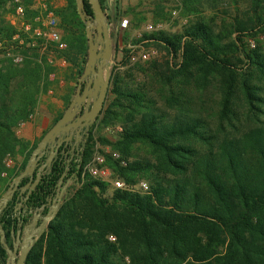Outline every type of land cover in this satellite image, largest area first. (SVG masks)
<instances>
[{
    "label": "trees",
    "instance_id": "trees-1",
    "mask_svg": "<svg viewBox=\"0 0 264 264\" xmlns=\"http://www.w3.org/2000/svg\"><path fill=\"white\" fill-rule=\"evenodd\" d=\"M83 1L92 19V6ZM203 1L200 6L231 10L228 35L196 19L179 34L143 37L171 60L148 83H136L115 66L110 69L103 108L76 146L71 150V143H63L38 184L23 190L46 164L52 145L47 146L33 179L23 178L1 211L0 264L7 263L4 244L12 250L16 233L34 215L40 225L48 214L51 219L35 237L24 264H264V0ZM97 2L105 13L107 1ZM65 3L54 11L67 44L58 51L33 34V25L29 32L13 25L8 18L13 0H0V183L8 171L6 157L27 149L16 128L29 120L38 97L48 90L52 59L69 63L78 79L84 72L85 25L75 0ZM36 16L27 3L24 21ZM108 35L112 39L111 31ZM211 86L218 91L214 116L211 110H191L187 89L204 92ZM98 121L119 126L111 148L126 161L134 148L148 150L150 159L127 161L125 167L106 158L119 179L145 181L147 191L108 194V185L85 171ZM39 141L9 173L10 181L23 172Z\"/></svg>",
    "mask_w": 264,
    "mask_h": 264
},
{
    "label": "rangeland",
    "instance_id": "rangeland-1",
    "mask_svg": "<svg viewBox=\"0 0 264 264\" xmlns=\"http://www.w3.org/2000/svg\"><path fill=\"white\" fill-rule=\"evenodd\" d=\"M23 0V5L26 9L28 3V9L34 10L37 16L45 18L47 13H51L58 22V30L64 40L65 33L60 27L59 19L55 15V10L60 9L66 5L65 0H36L33 2ZM106 24L108 33H113L111 40L112 55L107 63V68L110 73V69L115 66L117 71L120 73L129 74L132 76V80L135 79L136 83L143 81L148 83L150 76L154 77L155 73L166 71L167 63H171L170 58L166 55V52L159 46L152 44L151 42L143 39L144 36L155 34L158 32L166 34H179L182 30L196 19H204L209 25L213 27L216 32H220L224 35H228L229 20L227 16L231 13L228 8L222 9L219 5L217 8H211L208 4L200 6L199 2L202 0H179V12L176 16H172L171 9L174 5L169 0H106ZM204 0L203 2H206ZM219 2H225L228 0H217ZM206 3H210L208 0ZM44 5V8L42 7ZM224 5V3H223ZM195 8L196 11L192 12L187 9ZM14 14V13H13ZM12 14V15H13ZM12 15L8 16L11 20ZM15 26L20 28V23L23 19L14 16ZM122 21H127V27L122 28ZM35 28H41V24L37 21L32 20L29 22ZM148 25H152L157 29L156 32H148L146 30ZM86 33V29H85ZM45 42L50 43L53 50L56 47L53 43L42 37ZM65 41V40H64ZM249 43V41H247ZM66 43V42H65ZM116 45V47H115ZM67 49V48H66ZM142 54L147 55V59H142ZM52 65L54 66L53 76H51V83L47 91L40 94L37 99L35 110L29 117V120L21 123L16 128V134L21 130L20 128L25 124H31L34 127V131H38V136L35 139H41L63 116L70 103L75 99V88L79 79L76 76L75 69H72L69 63H62L61 60L52 59ZM15 61H20L17 58ZM176 62V61H175ZM173 61V64L175 63ZM139 66L141 69L138 70L135 67ZM85 81V80H84ZM155 88V89H154ZM154 92L159 89L157 81L153 84ZM186 96L190 101V108L193 111L200 110H211V115L214 116L217 111L218 104V91L215 86L208 87L204 92H196L192 89H187ZM106 99V98H105ZM70 100V103L68 104ZM213 119V118H212ZM57 120V121H56ZM56 121V122H55ZM216 121V119H214ZM94 122V121H93ZM92 122V123H93ZM92 123L90 125H92ZM120 131L118 125L115 126H103L99 121L96 122L93 129V139L96 143L93 149V155L99 154L105 157V163L103 165H93L96 168L95 174L90 176L102 183L108 185L107 193L110 194L113 190V182L119 180V178L110 170L106 164V158L109 156L111 151V144L116 141L117 134ZM99 139H104L106 142L102 143ZM37 142V141H36ZM34 142V143H36ZM78 140L71 139V150L76 146ZM27 150V149H26ZM16 153L14 156H7L11 159L12 163L9 167H6L8 171L1 174L4 180L0 183V200L9 190L12 182L15 178H11L19 162L24 161L31 148L28 151ZM33 152V151H32ZM31 155V154H30ZM92 155V157H93ZM6 157V158H7ZM30 157V156H29ZM149 152L144 147H136L133 149L132 157L127 161L135 159H150ZM28 164V162H27ZM94 168V169H95ZM121 180V179H120ZM123 181V180H122ZM10 182V183H9ZM128 184L137 188L138 183ZM145 182V181H144ZM70 181L63 188H67ZM127 184V183H126ZM8 185V187H6ZM75 185L70 186V191ZM66 194V193H65ZM33 231L38 230L36 224L32 225ZM45 228V227H44ZM44 228L40 230L43 231Z\"/></svg>",
    "mask_w": 264,
    "mask_h": 264
},
{
    "label": "water",
    "instance_id": "water-1",
    "mask_svg": "<svg viewBox=\"0 0 264 264\" xmlns=\"http://www.w3.org/2000/svg\"><path fill=\"white\" fill-rule=\"evenodd\" d=\"M75 3L79 18L85 25L88 44L87 61L84 72L78 81L75 99L70 103L63 116L41 138L38 145L31 153L25 169L13 180L11 187L0 200V213L6 207L8 201L12 198L20 181L25 177H29L30 181L33 179L38 159L43 155L47 146L52 145L46 164L38 169L35 180L32 182V184H27L23 190H26L29 187V190L31 191L38 184L41 172L44 170L45 166L51 164L59 147L63 143H68L71 140V135L64 139H59L58 137L64 133L68 134L70 133V130L75 129V126L67 125L66 123L72 119L77 111L81 110L80 104L86 100V110L80 116V118H78V121L82 122L81 126L86 127H88L96 119L103 108L110 74L107 68V63L109 62L112 55L111 40L107 31L106 18L100 6L98 5L97 0H89L94 12L92 19L85 11L83 0H75ZM87 78H89L87 84L81 90L82 82ZM97 91L100 93L97 94ZM91 96L94 97V102L91 108L88 110ZM79 138L80 137H76V140H79ZM58 185H61V181ZM63 188L59 190L56 199L53 201L51 208L52 212H54L57 208V203L62 196ZM38 217V215L33 216L30 226L38 223ZM50 219L51 215L48 214L44 218L43 223L37 227L38 230H35L32 233H26L23 240L20 239V231H18L13 242L12 250H10L7 245L4 244L8 254L6 264H24L27 253L35 237L40 233V230L45 227ZM24 230H26V228ZM0 233L1 242L3 243L4 233L2 230H0ZM19 246L20 251L18 253Z\"/></svg>",
    "mask_w": 264,
    "mask_h": 264
},
{
    "label": "built area",
    "instance_id": "built-area-1",
    "mask_svg": "<svg viewBox=\"0 0 264 264\" xmlns=\"http://www.w3.org/2000/svg\"><path fill=\"white\" fill-rule=\"evenodd\" d=\"M31 2L34 3V1L36 0H29ZM170 2H173L174 5L172 6L171 9V14L172 16H176L179 12V0H169ZM13 3L15 5L14 8V14L11 17V23L13 25H15V17H19L20 19H23L24 14H25V7L22 4L23 0H13ZM45 10L44 5L42 6ZM35 21L39 22L41 24V28H34L33 29V34L43 37L46 40L50 41L51 43H53L56 47V50L58 51H64L67 48V44L65 43V41L63 40L59 30H58V22L56 20V18L51 14V13H47L45 15V18H40L39 16H36ZM32 25L28 22H25L24 20L21 21L20 23V28H22L25 32H29L31 30ZM121 27L125 28L127 27V21H122L121 23ZM146 30L148 32H156L157 29L155 27H153L152 25H148ZM142 59H147V55L146 54H142L141 56ZM62 63H65L64 60L61 59ZM51 76H49V79L51 80ZM109 158H111L113 161L118 162V164L121 167H125L127 164V161L121 157V155L117 152V151H111L109 153ZM5 166L9 167L10 164L12 163L11 159H9L8 157L5 159ZM105 163V157L99 154H94L93 157L91 158V160L85 165L84 169L85 171L90 175L95 174L96 172V168L93 165H103ZM95 168V169H94ZM113 187L114 190H120V191H125V192H129V193H134V192H145L148 190V184L144 181H141L140 183H138L137 185V190L136 187L134 186H130L128 184H126L124 181L122 180H115L113 182Z\"/></svg>",
    "mask_w": 264,
    "mask_h": 264
},
{
    "label": "flooded vegetation",
    "instance_id": "flooded-vegetation-1",
    "mask_svg": "<svg viewBox=\"0 0 264 264\" xmlns=\"http://www.w3.org/2000/svg\"><path fill=\"white\" fill-rule=\"evenodd\" d=\"M88 79L89 78H87V79H85V81H84V83H85V85H84V87L86 86V84H87V81H88ZM100 92L99 91H97V94H99ZM93 102H94V97L93 96H91V98H90V103H89V106H88V110L91 108V106H92V104H93ZM81 110L80 111H77L76 113H75V115L72 117V119L70 120V121H68L66 124L67 125H72V126H75L74 128V130H70V133H64V134H61L58 138L59 139H64V138H66V137H68V136H70L71 135V139H76V137H82L84 134H85V132L88 130V128H89V126L88 127H86V126H81V124H82V122L81 121H78V118H80V116L84 113V111L86 110V100L84 101V102H82L81 104ZM79 138V139H80ZM69 143V142H68ZM31 224V223H30ZM30 224H28L27 226H25L23 229H22V231L20 232V239L21 240H23L24 239V237H25V235H26V233H32L33 232V226H30ZM39 225H38V223L36 224V227H38ZM26 228V230H24ZM19 251H20V246H19V248H18V253H19Z\"/></svg>",
    "mask_w": 264,
    "mask_h": 264
},
{
    "label": "crops",
    "instance_id": "crops-1",
    "mask_svg": "<svg viewBox=\"0 0 264 264\" xmlns=\"http://www.w3.org/2000/svg\"><path fill=\"white\" fill-rule=\"evenodd\" d=\"M20 129L21 130L18 132L17 136L21 140H23L24 142L27 143V150L26 151H28V149L31 148L35 144L34 142L39 140V139H35L39 134L38 133L39 128H38V131L36 132V131H34V127L31 124L25 123ZM25 153H23V156L25 155ZM22 162H23L22 160L19 162L17 168H19L21 166Z\"/></svg>",
    "mask_w": 264,
    "mask_h": 264
}]
</instances>
